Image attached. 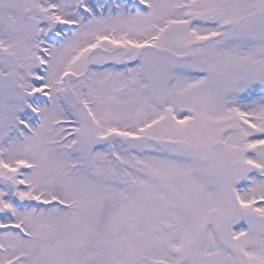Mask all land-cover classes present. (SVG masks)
Instances as JSON below:
<instances>
[{
	"label": "snow or ice",
	"instance_id": "1",
	"mask_svg": "<svg viewBox=\"0 0 264 264\" xmlns=\"http://www.w3.org/2000/svg\"><path fill=\"white\" fill-rule=\"evenodd\" d=\"M0 264H264V0H0Z\"/></svg>",
	"mask_w": 264,
	"mask_h": 264
}]
</instances>
